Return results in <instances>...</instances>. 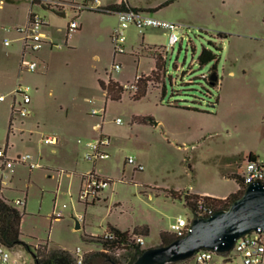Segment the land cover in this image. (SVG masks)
Segmentation results:
<instances>
[{"label":"rangeland","instance_id":"rangeland-1","mask_svg":"<svg viewBox=\"0 0 264 264\" xmlns=\"http://www.w3.org/2000/svg\"><path fill=\"white\" fill-rule=\"evenodd\" d=\"M113 2L101 0L103 6ZM128 2L156 18L181 24L177 35L182 34V41L169 49L167 31L140 32L129 26L125 52L114 55L110 38L118 21L114 13L84 9L78 14L80 28L67 32L70 10L62 16L27 0H0V96L5 97L0 100V149L7 147L10 158L29 155L0 178V194L9 201L24 199L25 243L59 247L73 258L78 250L82 262L87 252L120 253L103 248L101 239L110 226L131 233L147 226L145 245H159L160 232L169 230L175 219L193 216L183 197L165 196L167 191L224 195L235 188L227 174L243 173L244 153L254 151L264 161L262 2ZM30 12L47 22L41 32L48 43L28 56L37 62L36 71L20 72L16 28L27 24ZM4 38L9 45H4ZM203 48L216 60L199 64ZM155 53L165 57V71L151 74ZM114 65L120 69L113 70ZM109 77L121 85L135 84L136 90L123 88L120 100H106L98 80ZM19 79L32 88L31 112L24 118L11 111ZM141 91L145 95L137 98ZM99 132L110 138L109 157L86 161L84 142ZM49 134L58 137L56 146L42 142ZM129 157L143 170L126 164ZM91 171L109 185L85 202L79 196L83 177ZM12 251L34 264L24 246Z\"/></svg>","mask_w":264,"mask_h":264},{"label":"built area","instance_id":"built-area-1","mask_svg":"<svg viewBox=\"0 0 264 264\" xmlns=\"http://www.w3.org/2000/svg\"><path fill=\"white\" fill-rule=\"evenodd\" d=\"M31 6L37 5L44 9L53 11L59 15L70 10L73 16L70 17L66 24L67 32L75 31L80 28V22L78 21V14L82 10H96L106 13H114L117 16V24L113 28L111 33V43L113 46V54L118 55L125 52V30L129 26H134L140 32L147 28L162 29L168 32V48L172 49L173 46L182 41V34L179 37L177 33L182 31V25L162 20L154 17L149 12L133 7H129L128 0H112V4L103 6L101 0H27ZM264 2V0H261ZM110 5L124 6L117 10L108 8ZM47 25V22L40 15L30 12L28 16V22L25 26L16 28L20 41V72L26 70L28 72H35L37 69V62L33 59H28V56L37 52L41 46L48 43L45 40V35L41 32V28ZM4 45H9L10 40L4 38ZM166 49V48H165ZM113 70L118 71L119 65H114ZM138 79V77H137ZM124 89L136 90L135 84H123ZM32 88L29 85L22 83L19 79L12 92L11 111L12 114L24 118L30 114L29 103L30 92ZM0 100H5L3 95L0 96ZM117 123H121V119H116ZM42 142L47 145L56 146L58 144V137L56 135L49 134L42 139ZM78 143L82 141L77 140ZM110 144V138L99 132L97 137L85 141V153L84 159L86 161L95 162L98 159H106L109 157L108 147ZM29 158V155L16 156L10 158L7 155V147L0 149V178L7 176L6 171L12 168L15 162L24 163ZM126 164L132 165L134 170L141 171L143 166L138 164L133 158L126 159ZM243 173L241 174L243 190L250 183H261L264 185V161L247 157L244 161ZM109 185V181L105 178H101L93 171L87 173L83 177V185L81 188L80 199L88 202V198L92 200L98 197V194L106 189ZM11 204L18 208H24V199H17L11 201ZM198 213V216H207L213 213L210 210L202 209ZM191 218V219H192ZM190 220L184 217H178L169 226V233L175 238L182 237L189 229ZM104 239H113V233L108 231L103 234ZM130 240L140 246L143 250L149 246H146L143 236H132ZM13 249H9L0 243V264H27L22 260L21 255L15 256ZM118 251L116 252V255ZM75 263L82 264V255L78 250L73 253ZM188 260H191L193 264H264V231L253 230L250 231L238 239L235 240L233 247L226 253H221L216 250L203 248L196 251Z\"/></svg>","mask_w":264,"mask_h":264},{"label":"trees","instance_id":"trees-1","mask_svg":"<svg viewBox=\"0 0 264 264\" xmlns=\"http://www.w3.org/2000/svg\"><path fill=\"white\" fill-rule=\"evenodd\" d=\"M129 7H132L129 5ZM108 8L112 10L125 8L124 6L110 5ZM136 8V7H133ZM139 9V8H137ZM103 12V11H101ZM106 13V12H104ZM165 57H162L159 53L153 55L154 69L151 74H156L159 71H165ZM216 60V55L210 50L203 48L198 56L199 64L203 65L211 61ZM138 82V81H136ZM216 84V83H215ZM98 85L103 91L106 100L118 101L121 99L124 92L123 87L118 82L114 81L111 77L107 81L98 80ZM145 95L144 91H141L137 98H141ZM12 116L9 120L8 132L11 131ZM253 158L252 155L248 156ZM240 186V189L235 193H230L224 199H218L210 196H201L197 194H183L177 191H167L165 196H170L173 199L184 198L185 204L190 207L193 216H198L200 208L207 209L212 212L220 209H226L230 203L239 197L243 192L242 178L241 176L234 174L231 176ZM1 190V188H0ZM24 215V208L18 209L11 204V201L7 200L2 193L0 194V243L9 249H14L17 246H24L25 249L30 252L34 258V264H60L63 261L69 264H76L75 259L71 253L65 249L55 247L48 248L46 244L32 246L25 243L21 239V222ZM113 233V239L102 238V245L105 250H119L120 253L116 255H107L104 251L87 252L83 257L82 264H133L135 259L143 252V249L134 244L130 237L133 236H145L148 235L149 229L147 226L135 227L131 232L121 231L116 227H109ZM160 244L167 245L172 242L175 237L168 231H161L159 234ZM121 260V261H120ZM173 263L181 264L184 263Z\"/></svg>","mask_w":264,"mask_h":264},{"label":"water","instance_id":"water-1","mask_svg":"<svg viewBox=\"0 0 264 264\" xmlns=\"http://www.w3.org/2000/svg\"><path fill=\"white\" fill-rule=\"evenodd\" d=\"M149 123L157 124L151 119ZM74 220L75 229H78L79 222L76 218ZM253 230L264 231V185L257 182L248 184L226 209L216 210L207 216L193 217L188 231L182 237L175 238L167 245L144 249L133 264L179 263L203 248L226 253L236 239ZM62 264L69 263L63 261Z\"/></svg>","mask_w":264,"mask_h":264},{"label":"crops","instance_id":"crops-1","mask_svg":"<svg viewBox=\"0 0 264 264\" xmlns=\"http://www.w3.org/2000/svg\"><path fill=\"white\" fill-rule=\"evenodd\" d=\"M259 1L262 2V4H263V9H264V2L261 1V0H259ZM128 3H129V2H128ZM129 5H130V4H129ZM132 7H133V6H132ZM153 8H156V7H150V9H153ZM153 69H154V59H153V66H152V68H151V71H152ZM189 71L191 72V69H190ZM201 77H203V75H202ZM115 81H116V80H115ZM118 83H119V82H118ZM119 84H120V83H119ZM249 155H252L253 158L262 161V159H260V157L258 156V154H257L256 152H254V151H249V152H247V153H244L243 156L241 157V163H240L241 166H240V168L243 167L244 161H245V159H246ZM234 174H237V173L231 171L230 173L227 174V176H228L230 179H232V180L234 181V183H235V188H234V190L228 192L227 194H224V195H215V194L204 195V194H197V195H201V196H210V197H214V198H218V199H224V198H226L230 193H235V192H237V191L240 189V186H239V184H238L233 178H231V176L234 175ZM241 174H242V173H239V174H237V175L241 176ZM189 194H196V193H189ZM156 195H158V194H156ZM22 219H23V218H22ZM121 231H123V230H121ZM163 231H165V230H163ZM167 231H169V230H167ZM159 244H160V243H159Z\"/></svg>","mask_w":264,"mask_h":264},{"label":"flooded vegetation","instance_id":"flooded-vegetation-1","mask_svg":"<svg viewBox=\"0 0 264 264\" xmlns=\"http://www.w3.org/2000/svg\"><path fill=\"white\" fill-rule=\"evenodd\" d=\"M60 264H62V263H60Z\"/></svg>","mask_w":264,"mask_h":264}]
</instances>
